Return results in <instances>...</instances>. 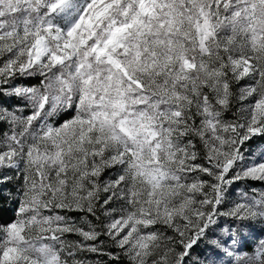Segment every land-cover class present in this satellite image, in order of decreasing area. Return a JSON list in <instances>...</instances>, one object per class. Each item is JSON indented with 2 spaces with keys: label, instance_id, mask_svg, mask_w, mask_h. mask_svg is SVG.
Returning <instances> with one entry per match:
<instances>
[{
  "label": "snow or ice",
  "instance_id": "snow-or-ice-1",
  "mask_svg": "<svg viewBox=\"0 0 264 264\" xmlns=\"http://www.w3.org/2000/svg\"><path fill=\"white\" fill-rule=\"evenodd\" d=\"M0 264H264V0H0Z\"/></svg>",
  "mask_w": 264,
  "mask_h": 264
},
{
  "label": "trees",
  "instance_id": "trees-1",
  "mask_svg": "<svg viewBox=\"0 0 264 264\" xmlns=\"http://www.w3.org/2000/svg\"><path fill=\"white\" fill-rule=\"evenodd\" d=\"M3 215H4V218H5V219L10 218L11 215H12L11 209H10V208H5V210H4V212H3Z\"/></svg>",
  "mask_w": 264,
  "mask_h": 264
}]
</instances>
